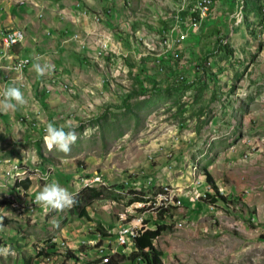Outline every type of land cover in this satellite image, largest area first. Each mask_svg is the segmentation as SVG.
I'll return each instance as SVG.
<instances>
[{"label": "rangeland", "instance_id": "obj_1", "mask_svg": "<svg viewBox=\"0 0 264 264\" xmlns=\"http://www.w3.org/2000/svg\"><path fill=\"white\" fill-rule=\"evenodd\" d=\"M217 1L179 40L196 0H60L66 29H43L33 61L53 71L0 68V93L15 84L25 98L0 111V247L14 253L0 264L100 262L124 213L141 211L171 226L155 242L164 264H264V0ZM48 123L75 126L69 154L48 149ZM42 175L74 194L101 176L108 197L86 217L32 210ZM134 191L148 201L129 203Z\"/></svg>", "mask_w": 264, "mask_h": 264}, {"label": "built area", "instance_id": "obj_2", "mask_svg": "<svg viewBox=\"0 0 264 264\" xmlns=\"http://www.w3.org/2000/svg\"><path fill=\"white\" fill-rule=\"evenodd\" d=\"M207 1H215V0H201V5H197L196 9H192L187 12L184 16V25H182V29L178 32L179 40H187L190 36V33H198L200 32V22L205 21V14L209 12L207 9ZM25 40V34L21 30V33H13V29L5 31L1 35V41L9 42V51L2 52L1 56H9V63L5 65V69H3L6 73L5 79L8 80V71H13L15 73H23L31 64L30 58H17L13 54H11L12 48ZM165 42V41H164ZM183 78V76H181ZM10 80V79H9ZM21 171H17V165L15 166V175ZM86 183H97L103 181L101 176H96L93 178H88ZM19 189L22 191L23 195L28 191V189L23 186H19ZM167 197V196H166ZM35 199H30L26 201V205L30 207L32 210H35V203L33 202ZM170 205V204H169ZM150 221L144 219L142 211L139 213L130 212L127 216L124 213L123 223L120 224L116 231L115 243L111 245V252H103L100 255V262L93 259L89 264H109L113 257H119L122 253H128V251H134L136 249L135 245V237L140 234L146 227H150Z\"/></svg>", "mask_w": 264, "mask_h": 264}, {"label": "crops", "instance_id": "obj_3", "mask_svg": "<svg viewBox=\"0 0 264 264\" xmlns=\"http://www.w3.org/2000/svg\"><path fill=\"white\" fill-rule=\"evenodd\" d=\"M58 2L54 3L52 0H8L5 3L6 7L11 9V12L7 10L10 14L8 15V13H6V17L1 20L0 29L2 26H7V29H22L26 33V41L21 45L22 48H19L20 45L14 46L11 50V54L16 56L15 54L17 52L24 56L31 55V57L39 56L41 58L44 56L39 53L42 52L41 50L46 41V37L41 34L43 29L63 32L66 29V24L68 23L67 19H69L70 16V11H68L67 8H61ZM215 2L218 4V1H214V5L218 7ZM222 5L229 6L228 4ZM59 13H61L60 16ZM215 13L214 11V17L216 16ZM0 14H3V12H0ZM181 26L182 25H180V28ZM0 44V52H2L3 46L1 41ZM17 48L19 49L16 51ZM8 63L9 56L4 58L0 55V64ZM1 67L2 66H0V68ZM13 85L17 86L15 84L11 86Z\"/></svg>", "mask_w": 264, "mask_h": 264}, {"label": "clouds", "instance_id": "obj_4", "mask_svg": "<svg viewBox=\"0 0 264 264\" xmlns=\"http://www.w3.org/2000/svg\"><path fill=\"white\" fill-rule=\"evenodd\" d=\"M38 75L50 74L53 71L51 64L41 65L35 63L33 65ZM2 99H0V111H7L15 109L17 105H23L25 98L23 92L19 87L8 86L0 93ZM78 139L75 126H67V130L64 127H57L53 123H48L45 129L44 140L48 149H56L64 154H69L72 149V145ZM21 180L24 177L20 178ZM42 179L45 181L41 190L36 194L33 201L36 205L44 208L45 210L64 211L70 209L77 203L76 194L70 192L66 187H63L59 182L55 180H49L47 175H42ZM0 227H2V220H0ZM14 254L10 247H0V256L7 258L9 255Z\"/></svg>", "mask_w": 264, "mask_h": 264}, {"label": "trees", "instance_id": "obj_5", "mask_svg": "<svg viewBox=\"0 0 264 264\" xmlns=\"http://www.w3.org/2000/svg\"><path fill=\"white\" fill-rule=\"evenodd\" d=\"M210 7H212V5L207 6V8ZM183 15H186V13L183 12ZM207 180L216 192H218L219 187L209 173L207 175ZM30 183L31 181L28 178L19 182V184H22L26 189L30 187ZM132 193H134V196L129 200V203L148 201L143 192L134 191ZM75 194L77 203L72 207V211L80 217L89 216L88 207L94 201L108 197L107 188L98 186H85ZM165 210L166 209L162 208V210L159 211L160 219H164ZM170 227L171 226L163 223L156 224L154 228L147 227L135 237L136 249L130 253L121 254V256L129 259L131 264H164L162 258L163 252L156 247L155 242ZM99 229L105 232V229L101 226H99ZM115 258L116 257H113L109 264H118L119 259L115 260ZM26 264H32V258L28 259Z\"/></svg>", "mask_w": 264, "mask_h": 264}, {"label": "bare ground", "instance_id": "obj_6", "mask_svg": "<svg viewBox=\"0 0 264 264\" xmlns=\"http://www.w3.org/2000/svg\"><path fill=\"white\" fill-rule=\"evenodd\" d=\"M197 1V5H201V0H196ZM212 2L213 1H207V6H210V5H212ZM207 9H209V8H207ZM11 29H13V28H11ZM8 30H10V29H7L6 31H8ZM14 31H13V33H21V30L22 29H13ZM23 32H24V30H22ZM5 32V31H4ZM3 33V32H2ZM2 33H0L1 35H2ZM24 34H25V40H23L22 42H20V43H18V44H16L15 46H17V45H21V44H23L25 41H26V33L24 32ZM0 41H1V37H0ZM2 42V45H3V50H2V52H4V41H1ZM6 46L7 47H5L6 48V50H7V52L9 51V42L8 41H6ZM2 52H0V55H1V53ZM2 57H4V58H6L7 56H2ZM20 58H30L31 59V64H30V66L23 72V74L25 75L26 74V71L33 65V61H34V59H36L37 57H29V56H22V57H20ZM5 65H7V64H0V66H2L1 68L2 69H5ZM2 75H4L3 74V72H2ZM19 161V160H18ZM24 168V167H23ZM13 169H15V167L13 168ZM17 171H22L21 170V168H19V166H17ZM12 172H14L15 173V170L14 171H12ZM10 173V172H9ZM24 173V172H23ZM12 174V173H11ZM18 174H20V173H16V175H18ZM22 177V176H21ZM15 178H16V176H15ZM28 178V176L26 177V178H24V179H19V180H16V181H13V182H16V183H19V182H21V181H23V180H25V179H27ZM9 179H10V177H9ZM29 179V178H28ZM102 183V181H100V182H97V183H90V184H88V183H86L85 184V186H97V185H99V184H101ZM19 185H22V184H19ZM23 186V185H22ZM24 187V186H23ZM29 189V188H28ZM180 199V198H179ZM15 204V203H14ZM14 204H12L13 206H14ZM147 228V227H146Z\"/></svg>", "mask_w": 264, "mask_h": 264}]
</instances>
